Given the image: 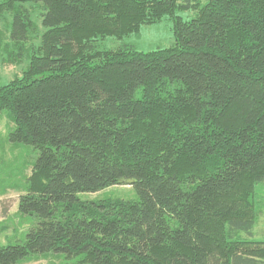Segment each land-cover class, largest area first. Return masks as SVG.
Here are the masks:
<instances>
[{"label": "trees", "instance_id": "16d2710c", "mask_svg": "<svg viewBox=\"0 0 264 264\" xmlns=\"http://www.w3.org/2000/svg\"><path fill=\"white\" fill-rule=\"evenodd\" d=\"M8 14L0 60L29 63L0 115L37 158L28 233L0 264H264V0H0ZM166 17L168 48L101 49ZM124 185L136 199L79 198Z\"/></svg>", "mask_w": 264, "mask_h": 264}, {"label": "rangeland", "instance_id": "374dc122", "mask_svg": "<svg viewBox=\"0 0 264 264\" xmlns=\"http://www.w3.org/2000/svg\"><path fill=\"white\" fill-rule=\"evenodd\" d=\"M204 5V3H203ZM31 16L39 26L40 8L28 7ZM9 13V12H7ZM178 16L183 19H192L196 16L194 11H179ZM11 16L0 23V29L8 31ZM38 40H35V44ZM175 43L173 21L170 17L161 22L145 26L138 34L131 35L123 40L108 38L100 42L101 49L118 50L123 47H133L140 52H151L157 49L168 48ZM16 50V49H14ZM29 57V56H28ZM27 55L19 66L0 60V84L8 83L14 76H20L28 68L29 58ZM14 123L8 112L0 115V244L22 243L30 227L27 218L19 214V198L25 193L26 181L30 175L32 165L36 161V153L30 146L15 144L10 141L9 135L14 129ZM259 196V225L255 230V239L264 241V188L258 189ZM83 201H96L107 199H136V193L129 185L113 187L97 194H80ZM20 264H73L55 255H40L31 257Z\"/></svg>", "mask_w": 264, "mask_h": 264}]
</instances>
